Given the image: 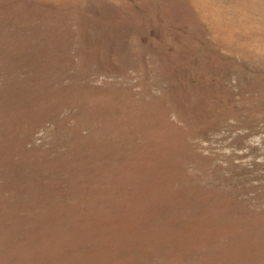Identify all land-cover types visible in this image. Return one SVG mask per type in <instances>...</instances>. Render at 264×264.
I'll return each mask as SVG.
<instances>
[{
	"label": "rangeland",
	"instance_id": "1",
	"mask_svg": "<svg viewBox=\"0 0 264 264\" xmlns=\"http://www.w3.org/2000/svg\"><path fill=\"white\" fill-rule=\"evenodd\" d=\"M0 264H264V0H0Z\"/></svg>",
	"mask_w": 264,
	"mask_h": 264
}]
</instances>
